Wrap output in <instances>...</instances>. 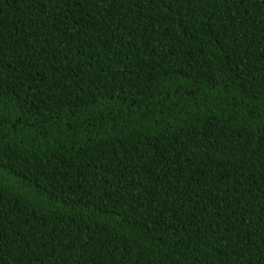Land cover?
I'll list each match as a JSON object with an SVG mask.
<instances>
[{
  "label": "trees",
  "instance_id": "trees-1",
  "mask_svg": "<svg viewBox=\"0 0 264 264\" xmlns=\"http://www.w3.org/2000/svg\"><path fill=\"white\" fill-rule=\"evenodd\" d=\"M0 264H264V0H0Z\"/></svg>",
  "mask_w": 264,
  "mask_h": 264
}]
</instances>
